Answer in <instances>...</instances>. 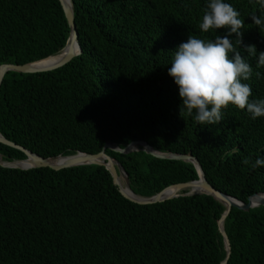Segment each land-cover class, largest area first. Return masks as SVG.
<instances>
[{"label": "trees", "instance_id": "obj_1", "mask_svg": "<svg viewBox=\"0 0 264 264\" xmlns=\"http://www.w3.org/2000/svg\"><path fill=\"white\" fill-rule=\"evenodd\" d=\"M226 2L245 21L244 44L264 51V31L250 18L260 13L259 5ZM72 3L82 54L56 71L6 75L0 133L7 140L45 159L143 141L164 154L191 155L213 187L243 203L264 194V168L252 167L264 158V118L253 120L236 107L216 125L182 117L179 89L168 75L174 51L190 35L214 40L223 34L199 29L207 0ZM70 35L60 0H0V66L57 56ZM236 47L253 67L245 81L252 86L250 99H264V68ZM106 153L143 198L200 178L190 162L145 151ZM0 155L5 162L27 159L2 143ZM225 212L207 195L133 203L102 166L59 172L0 166V264H223L227 251L218 224ZM224 227L228 264H264V207L233 208Z\"/></svg>", "mask_w": 264, "mask_h": 264}, {"label": "clouds", "instance_id": "obj_2", "mask_svg": "<svg viewBox=\"0 0 264 264\" xmlns=\"http://www.w3.org/2000/svg\"><path fill=\"white\" fill-rule=\"evenodd\" d=\"M261 9L250 18L260 31H264V0H254ZM241 13L226 0H207L199 24L203 33L223 30L214 40H204L190 35L174 51L168 75L178 86L182 100L181 115L193 117L200 125H216L223 121L226 111L236 107L253 120L264 118V99H250L253 95L251 81L253 67L242 52L257 58V68H264V51L255 45L244 44L245 21ZM221 33V32H220ZM262 73L255 72L256 77ZM250 161L245 159L244 164ZM253 169L264 168V158H257Z\"/></svg>", "mask_w": 264, "mask_h": 264}, {"label": "water", "instance_id": "obj_3", "mask_svg": "<svg viewBox=\"0 0 264 264\" xmlns=\"http://www.w3.org/2000/svg\"><path fill=\"white\" fill-rule=\"evenodd\" d=\"M60 2L64 8L67 20L71 28V35L68 40L67 46L57 56L49 57L39 62L27 65H1L0 88L6 75L10 72H16L20 74H39L52 72L65 67L66 65L71 63L76 57L82 54V48L79 41V33L77 31V26L75 23V13L72 0L70 4L66 2V0H60ZM0 143L22 151L27 157L26 160L5 162L3 160L2 155H0V166L2 167L10 169H20L25 171L39 168H50L59 172L65 169L80 166H102L105 167L111 173L114 180V184L119 187V190L122 195L131 202L139 205H155L180 197H193L198 195H207L213 197L226 207V212L224 213L223 217L221 218L218 224L219 230L222 236L224 237V242L227 251V258L225 262H223V264H228V261L231 256V242L225 231L224 224L228 216L231 214L232 209L238 208L248 212L254 208L264 207V194L254 195L249 199L248 203H243L233 197H230L227 194L218 191L215 187H213L206 179L205 173L203 172L199 161L191 155L164 154L159 151H156L148 143L143 141L133 142L125 149H120L115 144L109 142L105 146L104 150L98 154L78 153L77 155L70 157L60 156L50 159L42 158L39 155L30 152L26 148L7 140L1 133ZM108 149L113 152L126 155L134 152L145 151L148 154L162 160H179L190 162L197 167L200 178L198 181L171 186L154 197L143 198L136 195L132 191L129 176L126 174L124 168L120 165V163L106 153V150ZM59 159H62L63 162L58 163L57 165L51 164V161ZM121 180L123 181L122 183Z\"/></svg>", "mask_w": 264, "mask_h": 264}, {"label": "bare ground", "instance_id": "obj_4", "mask_svg": "<svg viewBox=\"0 0 264 264\" xmlns=\"http://www.w3.org/2000/svg\"><path fill=\"white\" fill-rule=\"evenodd\" d=\"M66 2H68L70 4L71 3V0H66ZM61 162H63V160L62 159H59V160L51 161V164L57 165L58 163H61ZM122 182L123 181L121 180V183Z\"/></svg>", "mask_w": 264, "mask_h": 264}]
</instances>
